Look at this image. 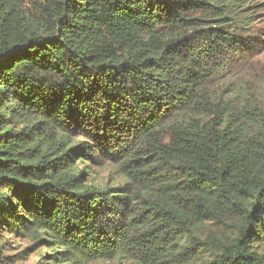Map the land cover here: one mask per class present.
<instances>
[{"label": "trees", "instance_id": "1", "mask_svg": "<svg viewBox=\"0 0 264 264\" xmlns=\"http://www.w3.org/2000/svg\"><path fill=\"white\" fill-rule=\"evenodd\" d=\"M263 51L264 0H0V264H264Z\"/></svg>", "mask_w": 264, "mask_h": 264}, {"label": "rangeland", "instance_id": "2", "mask_svg": "<svg viewBox=\"0 0 264 264\" xmlns=\"http://www.w3.org/2000/svg\"><path fill=\"white\" fill-rule=\"evenodd\" d=\"M253 64L255 65L254 70L258 71L261 73V86L259 88H252L255 90H259L264 93V51L257 57L252 59ZM264 108V105L263 107ZM99 178L97 181L100 183H104L108 178H106L107 171L105 172H100L99 171ZM6 238L9 240L11 249L8 251V254L16 255L20 254L24 249H26L28 246H31L33 243L29 239L25 238H13L11 236H6ZM50 252L49 250H41L40 252L34 254L30 253L28 255L25 254H20L16 257L20 258V260L16 264H38L40 261V256L43 254H46ZM84 264H135V263H128V262H119V260H112V261H99V262H94V263H84Z\"/></svg>", "mask_w": 264, "mask_h": 264}]
</instances>
